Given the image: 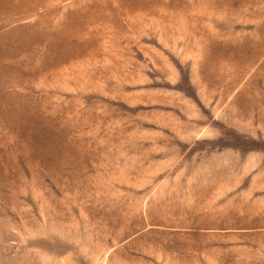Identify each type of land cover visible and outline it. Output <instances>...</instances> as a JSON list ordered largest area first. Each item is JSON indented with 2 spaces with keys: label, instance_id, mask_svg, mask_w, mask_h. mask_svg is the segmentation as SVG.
Listing matches in <instances>:
<instances>
[{
  "label": "rangeland",
  "instance_id": "obj_1",
  "mask_svg": "<svg viewBox=\"0 0 264 264\" xmlns=\"http://www.w3.org/2000/svg\"><path fill=\"white\" fill-rule=\"evenodd\" d=\"M0 264H264V0H0Z\"/></svg>",
  "mask_w": 264,
  "mask_h": 264
}]
</instances>
